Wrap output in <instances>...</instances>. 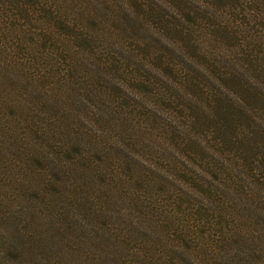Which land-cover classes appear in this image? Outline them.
<instances>
[{
  "label": "trees",
  "instance_id": "trees-1",
  "mask_svg": "<svg viewBox=\"0 0 264 264\" xmlns=\"http://www.w3.org/2000/svg\"><path fill=\"white\" fill-rule=\"evenodd\" d=\"M0 69L20 76L18 85H33L27 106L36 116L18 129L23 162L46 158L32 137L56 152L50 139L61 121L60 97L70 99V112L85 99L92 115H76L59 131L86 123L95 146L77 135L61 147L97 168L100 186L116 188L100 193L132 191L152 221L133 226V243L128 231L103 237L101 264H235L246 255L239 245L253 241L238 233L243 225L233 226L240 219L233 207L245 214L254 207L264 224V0H0ZM99 147L105 154L93 153ZM134 151L147 176L132 163ZM61 182L54 175L41 185L58 189ZM153 183L170 191V203H157ZM151 187L158 193L152 206ZM102 201L114 207L96 210L101 229L108 213L122 209ZM163 214L164 234L148 238ZM243 217L254 221L251 210ZM22 239L9 250L19 253Z\"/></svg>",
  "mask_w": 264,
  "mask_h": 264
},
{
  "label": "rangeland",
  "instance_id": "rangeland-1",
  "mask_svg": "<svg viewBox=\"0 0 264 264\" xmlns=\"http://www.w3.org/2000/svg\"><path fill=\"white\" fill-rule=\"evenodd\" d=\"M19 81H21V77L14 74L12 70L6 72L0 69V264H101V256L106 257L108 254L104 239L108 233L115 236L119 232L128 231L126 241L133 243L138 240V234L135 233L136 228L133 226L144 223L145 227H149L153 223L141 214L140 202L135 201V193L130 191V194H127L125 189L114 192L110 197L100 193L116 188L109 189L107 186H100L98 174H96L97 168L86 164L81 157L75 155V151L64 150L61 147L66 146L67 143L70 144L77 135H84L85 140L91 146H95L93 136L90 138L84 134L86 123L81 122L78 125L79 130L76 126L75 132L69 130V133L64 134L59 131L61 127L66 128V122L72 124L76 115H79L80 119L88 118L87 115L91 114L89 109L93 108L85 106V99L78 109L72 107L73 111L70 112V99L64 95L60 97L55 113L61 121L57 123L54 136L50 139L57 149L56 152L48 153L52 149L50 145L43 147L41 137L37 139L32 137L35 151L40 155L45 152L46 158L36 160L33 164L32 162H23L19 151L22 134L18 133V129L29 120H26L27 115L35 117L37 112H31L27 106L28 102H33L31 96L33 95V85L25 82L18 85ZM38 88L42 91L44 85L40 84ZM94 90L97 89L92 87V94ZM7 101L11 105H7ZM94 101H98V96L94 97ZM43 106L44 103L41 102L38 106L39 110ZM105 110L107 114L112 111L108 106L105 107ZM42 116L44 120H47L46 115ZM48 133L53 135L52 130H49ZM148 137L152 138L153 134L147 135ZM25 144L29 145L30 142H25ZM117 145L119 146L118 143ZM120 145L128 149L138 147L136 143L130 141H121ZM96 150V153L93 152L94 154H105V150L100 147ZM136 153L137 151H134L132 163L138 171L147 176V173L151 172L145 168L144 160L139 155L136 156ZM67 156L75 158L74 163L67 161ZM158 170L162 169L158 168ZM133 174L136 176L138 173ZM54 175H58L62 179L58 189L53 186L41 185L43 179L44 182L49 181ZM123 175L129 180L130 178L133 181L141 180L127 172ZM116 180L120 181L121 179L117 177ZM153 186L160 191L163 189V186L158 183H153ZM154 187H151L150 191L145 189L149 194L150 206L158 194ZM169 193L168 190L161 191V197L157 203H170ZM101 198L102 200L108 198L122 205V209H119L118 205L115 207L116 210L119 209V212L106 213L108 219L105 220L106 224L102 229L98 227L99 217L96 216V210L99 212L103 205H109L111 208L114 205L103 202ZM253 208L252 206L251 208L244 207L247 210L246 214L250 210L254 214V221L249 224L245 222L243 216L246 214L241 205L237 204L233 207V215L240 218L238 225L233 226L243 225L238 233L241 232L244 235L246 231V236L253 241L239 245L247 253L245 256L237 257L235 264H264V224L259 223L261 215L256 216ZM160 219L162 221L159 220L155 223V235L153 233L148 238L158 239L156 234H164L160 228L166 220L165 214ZM89 229L93 231L91 232ZM87 231L89 233H86ZM102 232H104L103 236ZM21 238L23 241L19 243V253L10 251L9 243L15 241L14 239L20 240ZM161 240V242H166L167 237L164 236ZM96 247L97 249H95ZM155 247L156 245L153 244L151 250L154 251ZM253 249H257V251L250 254ZM95 252L98 254L97 258L92 256Z\"/></svg>",
  "mask_w": 264,
  "mask_h": 264
}]
</instances>
